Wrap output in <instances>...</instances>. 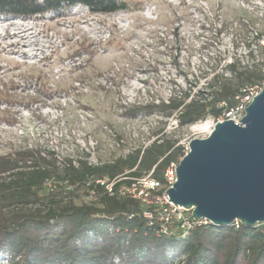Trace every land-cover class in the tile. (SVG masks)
Listing matches in <instances>:
<instances>
[{
  "label": "rangeland",
  "instance_id": "1",
  "mask_svg": "<svg viewBox=\"0 0 264 264\" xmlns=\"http://www.w3.org/2000/svg\"><path fill=\"white\" fill-rule=\"evenodd\" d=\"M119 1L130 10L104 15L79 4L29 17L0 14V157L39 149L58 162L85 158L100 165L148 146L162 128L187 151L214 130L213 117L181 128L159 111L126 112L168 104L184 92L193 97L205 90L208 74L235 60L250 63L251 51L261 60L264 36L257 41L256 34L264 0ZM238 20L257 22L236 29ZM84 38L97 44V53L84 51ZM207 123L206 132L196 130ZM55 199L97 203L86 192Z\"/></svg>",
  "mask_w": 264,
  "mask_h": 264
},
{
  "label": "trees",
  "instance_id": "2",
  "mask_svg": "<svg viewBox=\"0 0 264 264\" xmlns=\"http://www.w3.org/2000/svg\"><path fill=\"white\" fill-rule=\"evenodd\" d=\"M79 4L104 15L130 10L127 2L119 0H0V14L29 17ZM256 22L234 24L236 29H247ZM261 25L257 41L264 36V21ZM229 26L234 27L233 22L218 33ZM83 43L84 51L97 53L96 43L87 38ZM257 47L261 60L251 51L250 63L226 64L222 73L208 74L205 90L193 97L192 92H184L168 104L151 103L126 114L136 117L159 111L175 116L181 128L208 117L217 121L235 106L242 90L263 88L264 45ZM153 136L157 139L148 146L100 165L85 158L58 162L54 153L39 149L0 157V264H264V223L252 228L208 225L186 235L163 234L160 223L143 216L145 208L138 200L111 197L95 185L98 179H119L116 190L151 173L153 180L165 185L167 169L179 164L186 148L164 128ZM92 190L97 196L94 205H60L55 199L67 192ZM151 209L156 213V207Z\"/></svg>",
  "mask_w": 264,
  "mask_h": 264
},
{
  "label": "water",
  "instance_id": "3",
  "mask_svg": "<svg viewBox=\"0 0 264 264\" xmlns=\"http://www.w3.org/2000/svg\"><path fill=\"white\" fill-rule=\"evenodd\" d=\"M239 123H217L206 139L191 141L177 166L167 195L193 220L250 228L264 223V86Z\"/></svg>",
  "mask_w": 264,
  "mask_h": 264
},
{
  "label": "built area",
  "instance_id": "4",
  "mask_svg": "<svg viewBox=\"0 0 264 264\" xmlns=\"http://www.w3.org/2000/svg\"><path fill=\"white\" fill-rule=\"evenodd\" d=\"M263 88L259 86H253L245 88L239 95L236 96V104L230 109H226L223 116H221L217 123L232 120L233 122L240 124L246 116V108L250 106L256 96L260 94ZM216 123V124H217ZM188 153L186 150L185 155ZM178 164H172L166 171V184L163 185L160 182L153 180L151 174L133 179L131 184L123 185L115 190V184L119 182V179L110 180L108 178L98 179L94 183L96 186L105 190V192L111 197H130L138 200L145 208L143 216L150 222L156 220L160 223V232L163 234H180L186 235L195 228L211 225L207 220H193L190 215H186V211L180 207L174 206L167 192L177 182V169ZM93 181H90L87 186ZM92 196L96 195V192L92 190ZM156 207V213L151 209ZM179 223L182 226L179 228ZM152 223H150L151 225ZM240 222L236 221L233 225L239 228Z\"/></svg>",
  "mask_w": 264,
  "mask_h": 264
},
{
  "label": "bare ground",
  "instance_id": "5",
  "mask_svg": "<svg viewBox=\"0 0 264 264\" xmlns=\"http://www.w3.org/2000/svg\"><path fill=\"white\" fill-rule=\"evenodd\" d=\"M199 126H197V127H199ZM208 129H209L208 123L204 124L203 126L201 125L199 128H196V130H199V131H202V132H206Z\"/></svg>",
  "mask_w": 264,
  "mask_h": 264
}]
</instances>
